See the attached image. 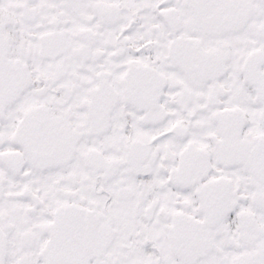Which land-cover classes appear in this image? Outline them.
<instances>
[{"label": "snow or ice", "instance_id": "1", "mask_svg": "<svg viewBox=\"0 0 264 264\" xmlns=\"http://www.w3.org/2000/svg\"><path fill=\"white\" fill-rule=\"evenodd\" d=\"M0 264H264V0H0Z\"/></svg>", "mask_w": 264, "mask_h": 264}]
</instances>
